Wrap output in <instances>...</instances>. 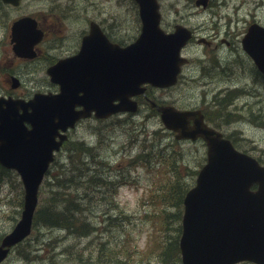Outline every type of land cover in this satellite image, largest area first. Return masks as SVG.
Wrapping results in <instances>:
<instances>
[{
  "label": "rangeland",
  "instance_id": "1",
  "mask_svg": "<svg viewBox=\"0 0 264 264\" xmlns=\"http://www.w3.org/2000/svg\"><path fill=\"white\" fill-rule=\"evenodd\" d=\"M162 1L165 3V25L174 21L182 22L197 28L196 33L210 35L215 43L222 36L231 40V43L222 47L226 51H217L221 59L220 66L210 64L206 73L199 76V66L191 63L184 68L183 75L174 87L165 90L153 88L154 98L171 102L180 108L204 106V102L211 103L220 86H230L235 90L242 88L245 91L237 93L234 103L225 108L227 116H220V120H224L232 118L228 111L234 114L233 120L222 129L226 134L231 132L234 135L231 138L238 149H246L264 163V86L252 84V76L258 75L256 67L240 44L242 32L249 20L254 19L264 25V0H211V6L207 8L197 7L195 0ZM166 2L179 9V15L166 11ZM43 3L46 1L22 0L19 7L0 4V13L3 14L0 18L2 65L11 66L8 59H4L10 52L7 30L11 21L17 14L30 13L36 5ZM227 13L231 16L229 23L225 19ZM87 18L103 20L105 28L120 38H130L139 32V22L135 20V11L129 0H82V33L88 26ZM215 20H219L220 25ZM201 27L207 28L202 30ZM200 50L201 46L193 44L189 52L197 54ZM14 63L24 78L21 90H29L33 85L31 78L38 76L33 72L35 66L26 63L18 65L17 60ZM225 66L230 68L228 77L219 72ZM4 86L0 85V90ZM154 111L148 104L141 102L135 114L123 113L105 120H84L72 132L71 138L83 139L92 146L91 153L84 156L83 160L93 162L98 168L97 173L107 183L85 184L86 189L94 186L95 190L87 193L88 197L100 199L91 202V208L87 211L89 220L100 230L89 236H77L66 233L63 231L65 227L60 225L38 224L24 241L13 247L1 264H104L103 259L95 261L101 241L107 244L101 252L111 247L110 242H119L120 256L127 258V264H181L180 253L172 245L164 254L165 262L160 261L159 258L163 257L151 248L156 246L158 239L163 244L178 240L182 207L176 205L179 189H175L171 203V184L177 180L181 185L191 186L194 183V170L202 164L205 148L201 142L175 141L173 135H168V131L162 129L163 125ZM139 152H144V156L132 161ZM92 154L95 161H92ZM58 157L59 161L50 170L51 174L60 169L59 163H65L66 168L72 166L66 148ZM167 159L172 160L174 165L168 164ZM74 162L77 163L76 160ZM46 177L40 188L39 207L51 193V186L47 183L50 178ZM113 179L115 184L112 183ZM111 188L117 205L110 206V218L105 219L107 214L104 212L108 208L103 198ZM82 189L78 191L80 195ZM22 191L15 171L0 173V233L8 231L20 217ZM178 209L181 210L179 214ZM78 251H82L81 254ZM35 253H38L37 257ZM111 255V251L106 254L107 257Z\"/></svg>",
  "mask_w": 264,
  "mask_h": 264
},
{
  "label": "water",
  "instance_id": "2",
  "mask_svg": "<svg viewBox=\"0 0 264 264\" xmlns=\"http://www.w3.org/2000/svg\"><path fill=\"white\" fill-rule=\"evenodd\" d=\"M5 1L17 3V0ZM136 1L140 7L142 29L129 49H106L97 25L94 22L90 25L88 42L84 41L82 46V70H90L94 78L88 82L82 75V84L87 82V95L82 96V113L74 110L76 102H62L56 97H36L27 103L0 97V163L15 168L25 188L21 219L3 236L0 261L11 245L30 232L38 186L52 159L53 148H58V143L49 141L45 149L39 145L44 131L37 126L31 130L25 127L24 120L35 121V112L33 109L28 111V107L38 106L49 112L55 108L54 114L41 117L49 121L46 130L52 126L56 133L59 127L66 129L92 110L97 116L119 110L135 111L137 102L128 96H123L118 104L112 102L117 98L115 90L120 96L121 85L127 87V81L134 87V93L144 91V87H140L143 82L166 86L176 81L181 61L179 49L188 34L182 29L167 34L159 27L156 0ZM33 28L34 22L29 19L14 23L16 49L30 45L28 34ZM92 37L97 39L90 44ZM243 44L264 71V27L257 23L250 25ZM94 84L99 85V89H92ZM152 105L156 103L152 101ZM19 106L24 107L22 113ZM158 110L165 125L178 131L176 137L194 139L202 135L208 145L207 162L198 173L196 185L184 197L180 237L183 264H233L242 259L264 264V166L254 157L236 150L218 131L207 127L200 112L197 115V111H181L162 105ZM189 118L194 119V126L188 124ZM253 183L258 184L255 190L251 189Z\"/></svg>",
  "mask_w": 264,
  "mask_h": 264
},
{
  "label": "flooded vegetation",
  "instance_id": "3",
  "mask_svg": "<svg viewBox=\"0 0 264 264\" xmlns=\"http://www.w3.org/2000/svg\"><path fill=\"white\" fill-rule=\"evenodd\" d=\"M164 4V1L160 0V10L163 19H165ZM166 4L168 5L166 11L179 15V9L175 8L174 6H170V4L167 2ZM32 16L37 19L38 26L44 32L42 40L36 45V56L33 59H26L18 57L16 55H11L6 56L4 59H9L11 61L20 60L25 63H30L31 61L37 60V67L39 68L34 69L39 70L40 77L34 75L31 78V82H33L31 90L18 91L24 82L22 72L19 69L18 72H11L10 69L3 67L0 63V81L9 84V80L12 75L18 77L20 81V85L18 87H9V89L7 88L4 91H0V96H33L35 92H57L58 85L50 80L49 76L46 74V68L53 65L61 58L76 55L80 50L82 44V0H47L45 4L43 3L36 5V7L33 9ZM87 19L92 20L96 18ZM225 19L227 20V23H229L231 20V18L228 17H226ZM218 21L219 20H215L216 23ZM177 23V21H174V23L170 24V26H168L167 28L168 31L172 30ZM218 25H220L219 22ZM190 28L193 32V36L182 50L183 53L187 55L189 53L187 52V49L191 47L192 42L196 37L195 28ZM206 28L207 27H201L202 30H205ZM226 31L229 32V29H227ZM110 38L113 41L119 42L121 45H125V42H121L118 38L111 34ZM200 41L203 43V49L200 50V53H198V55L190 53L189 56L195 55L196 63H198L200 67L199 73L200 75H203L206 73V70L209 69V67L205 64L206 62L209 61L211 65H215L216 60L217 63L221 61L219 53L215 55V60L214 57L212 58L210 55L211 53H213V51L208 48L210 47L212 49H215L220 47L222 49L221 52L226 51L222 47L229 46L231 40H229L227 37L222 36L219 38L217 43L214 42L213 38L209 40L205 37H203V39ZM211 41L214 43L211 44ZM190 61L191 59L189 57L188 63ZM188 63H186V65ZM198 108L202 109V105H200V107L198 106ZM199 141L203 142L202 140Z\"/></svg>",
  "mask_w": 264,
  "mask_h": 264
},
{
  "label": "trees",
  "instance_id": "4",
  "mask_svg": "<svg viewBox=\"0 0 264 264\" xmlns=\"http://www.w3.org/2000/svg\"><path fill=\"white\" fill-rule=\"evenodd\" d=\"M231 96H233L232 93H230V96H227V99ZM80 151H82L84 155H89L91 153V148L82 143L79 151H72L73 157L77 163L72 164V166H70L68 170H66L62 177L58 179L57 185L61 187H56L47 197L44 198V204L37 211V215L35 218L36 225H61L70 230L72 234H75L77 236H89L99 230V226L93 224V222L89 220V216L87 214V211L91 208V202H96L99 198H89L87 193L95 191L93 189L94 186L90 189H86L85 184L87 183L89 185L90 183L98 182L99 184L97 185H104L107 183L105 182V179H102V176L97 173L96 169L98 168L93 162L84 161L83 154L81 159L79 155ZM91 158L92 161H95L93 154L91 155ZM167 163L170 165H174L173 161H168ZM0 170L3 171L2 169ZM81 187L83 188L82 195H80V193L78 192ZM181 188V182H179L178 180L171 184V203H173V195L175 189H179L176 205L180 203V201L182 200V196L179 195ZM111 190L112 188L109 190V193H107L103 198V200H105L104 204H106L108 208V210L104 212L105 214H107L105 219L110 218L108 214L109 209L112 208L110 206L117 205L110 195ZM104 245H107L104 241H101L99 243L97 248L100 251L97 249L96 261H98L99 258L104 260V264H125V260L118 259L122 258L118 249V247L120 246L119 242H110L111 247H109L105 252H101L102 250L106 249ZM156 246V251L159 253V255H161L162 251L160 250H163L162 244H157ZM109 251L112 252V255L107 257L106 254H108ZM81 252L82 251H78L77 253L81 254ZM24 255H26V253ZM35 256H37V254H35Z\"/></svg>",
  "mask_w": 264,
  "mask_h": 264
},
{
  "label": "bare ground",
  "instance_id": "5",
  "mask_svg": "<svg viewBox=\"0 0 264 264\" xmlns=\"http://www.w3.org/2000/svg\"><path fill=\"white\" fill-rule=\"evenodd\" d=\"M216 66H220L221 65V62H219V63H217L216 62V64H215ZM230 68H229V66H225V67H223V68H221V69H219V72L221 73V74H223V75H225V76H227L228 77V75H229V72H228V70H229ZM252 80H253V82H252V84H254V85H256V83H260V85H263L264 86V79L262 78V77H260L259 75H253L252 76ZM223 96H230V93H228V94H226V95H223ZM135 142V141H134ZM133 143V142H132ZM144 155H138L137 156V158L139 159V158H142ZM67 215V214H66ZM63 221V220H62ZM56 222V221H55ZM82 225V224H81ZM61 226V225H60ZM61 227H63V226H61ZM63 231H65L66 233L67 232H71L70 230H68L67 228H65ZM67 251H69V249H67ZM68 253V252H67Z\"/></svg>",
  "mask_w": 264,
  "mask_h": 264
}]
</instances>
